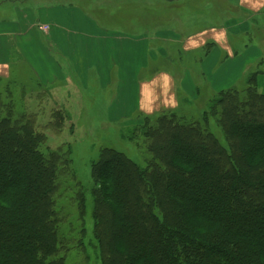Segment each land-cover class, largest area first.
<instances>
[{
  "label": "trees",
  "instance_id": "16d2710c",
  "mask_svg": "<svg viewBox=\"0 0 264 264\" xmlns=\"http://www.w3.org/2000/svg\"><path fill=\"white\" fill-rule=\"evenodd\" d=\"M259 76L250 75L243 92L218 93L199 122L159 118L145 132L153 156L146 168L114 150L101 153L90 244L102 264H264ZM44 140L0 113V264H68L55 198L70 160L45 156Z\"/></svg>",
  "mask_w": 264,
  "mask_h": 264
},
{
  "label": "rangeland",
  "instance_id": "374dc122",
  "mask_svg": "<svg viewBox=\"0 0 264 264\" xmlns=\"http://www.w3.org/2000/svg\"><path fill=\"white\" fill-rule=\"evenodd\" d=\"M218 1L207 0L212 4H218ZM30 2L41 4L50 2L52 5L62 4L79 8L95 27L100 24L106 29L112 27L115 29V36H120L123 40L127 37L116 34L117 30L121 28L123 34H128L127 28H129L130 34H134L138 39L143 38L136 58L149 57L148 60L154 65L153 69L169 70L179 78L184 76L185 71L193 72L194 55H186L175 43L167 40L173 34L162 33L159 30H173L179 27L185 34L192 36L194 32L211 26L204 18H199L194 23L192 21L194 11L198 12L199 0L28 1ZM112 9L116 10L115 14ZM183 17L186 18L184 22L181 20ZM223 20L224 17L219 16L218 24ZM158 32H160L158 36L166 37V40L163 42L157 39L152 40L151 38ZM105 33L112 36L111 33ZM145 36H148L147 40L144 39ZM261 38L264 40V36ZM45 40L48 42L47 38ZM96 44L99 45L95 47L94 53L99 59L110 57L118 62V57H121L123 52H128V45L125 42L123 44L126 47L122 46L120 49L115 43L106 41ZM12 66V79L9 76L5 80L0 79L1 117L8 116L11 121L27 125L39 136L45 138L44 145L41 147V152L45 156L67 155V159L70 160L59 179L55 198L56 209L63 219L62 239L67 244V251L61 253V256L66 257L68 264H102L99 253L93 249L94 244H90L94 227L92 217L94 204L91 192L95 187L92 173L95 169L94 165L99 162L101 153L114 150L139 167L146 168L153 156L150 152L152 141L145 132L157 124L159 118L166 116L170 119L175 116L199 122L218 93L231 90L243 92L247 88L250 75L255 73L253 69L252 73H248L247 79H238L245 66L242 69L236 68L232 73V85L228 89L217 90L209 87L199 94L196 89V95L190 97L183 93L188 99L181 98L177 105L172 103L168 109L152 114L139 112L134 104L126 102H123L121 106L113 105L112 100L115 98L118 99L116 102L126 98L132 99L131 90L125 86L128 80H123L117 72L114 75L117 79L115 77L114 80L102 81L91 73L87 82L71 74L74 77V79L71 78L72 81L63 83L62 79L55 85L46 87L30 73L29 69H22L15 64ZM257 69L264 71V67L261 66ZM145 77L147 75L143 73L138 81H134L141 83ZM202 77L196 76L198 86L203 81ZM104 85L107 88H103ZM120 89L125 92L126 98L122 93L118 95ZM209 130L226 146L223 132L214 120H210ZM80 190L83 191L85 204H87L84 217L79 209Z\"/></svg>",
  "mask_w": 264,
  "mask_h": 264
},
{
  "label": "crops",
  "instance_id": "0c3cea01",
  "mask_svg": "<svg viewBox=\"0 0 264 264\" xmlns=\"http://www.w3.org/2000/svg\"><path fill=\"white\" fill-rule=\"evenodd\" d=\"M26 1L0 0L2 80L7 79V76L12 79L13 64L29 69L46 87L55 85L62 79L63 83L74 79L71 74L87 82L91 73L102 81L114 80L117 72L123 80H128L125 86L131 90L132 99L127 100L125 92L120 89L118 95L122 93L126 99L116 102L118 99L115 98L112 100L113 105L121 106L126 102L134 104L139 112L153 114L168 109L172 103L177 105L181 98L188 99L183 93L190 97L196 95V89L198 94L209 87L228 89L232 85L233 70L245 66L238 79H247L248 73H252L254 69L260 75L258 90L264 94V71L257 69L264 67V40L261 38L264 36V0H219L218 4L199 0L198 12L194 11L192 21L194 23L197 19L204 18L211 26L194 32L192 36L185 34L179 27L159 30L173 34L175 37L170 36L167 40L175 43L186 55H194L193 72L185 71L180 78L169 70L153 69L154 65L148 60L149 57L136 58L143 38L138 39L130 34L129 28L128 34H123L120 27L117 30L116 34L127 37L123 40L122 37L115 36V29L112 27L106 29L101 24L95 27L79 8ZM112 12L115 14L116 10L112 9ZM219 16L224 17L220 24ZM185 19L183 17L182 22ZM45 27H49L47 32L44 31ZM160 32L151 39L161 42L166 40V37L158 36ZM147 37L144 39L147 40ZM101 41L115 43L118 49L126 47L123 44L125 42L128 52H123L118 57V62L110 57L99 59L94 52L99 45L96 43ZM143 73L147 75L143 82L134 81H138ZM196 76H203L199 86ZM102 87L107 88L106 85Z\"/></svg>",
  "mask_w": 264,
  "mask_h": 264
},
{
  "label": "built area",
  "instance_id": "2783aa9c",
  "mask_svg": "<svg viewBox=\"0 0 264 264\" xmlns=\"http://www.w3.org/2000/svg\"><path fill=\"white\" fill-rule=\"evenodd\" d=\"M47 30H48V27H45V28H44V31H47Z\"/></svg>",
  "mask_w": 264,
  "mask_h": 264
}]
</instances>
